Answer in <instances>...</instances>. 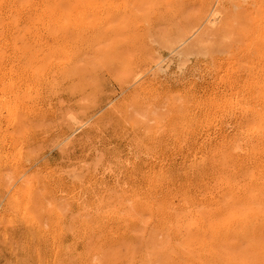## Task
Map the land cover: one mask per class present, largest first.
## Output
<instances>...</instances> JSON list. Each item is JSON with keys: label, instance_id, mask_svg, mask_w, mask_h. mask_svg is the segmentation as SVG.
Returning a JSON list of instances; mask_svg holds the SVG:
<instances>
[{"label": "rangeland", "instance_id": "374dc122", "mask_svg": "<svg viewBox=\"0 0 264 264\" xmlns=\"http://www.w3.org/2000/svg\"><path fill=\"white\" fill-rule=\"evenodd\" d=\"M181 1L187 8L197 2ZM254 2L211 0L212 9L222 11L215 26L197 7L176 17L163 4L138 22L143 36L129 76L109 62L115 36L87 33L66 45L72 79L18 82L20 90L31 83L38 90L22 101L18 125L0 118V264H96V242L106 236L107 213L119 207L120 194L140 192L152 178L163 188L191 182L204 198L197 184L209 185L212 169L222 166L219 144L246 157L242 116L259 90L239 92L248 72L240 56ZM27 5L39 2L19 3L20 30L36 14L24 10ZM39 42L52 48L57 41L44 33ZM25 68L19 64L16 71ZM228 98L231 106H225ZM210 100L221 109L207 120ZM202 157L204 170L193 172L191 160ZM134 255L130 264L148 261L141 249Z\"/></svg>", "mask_w": 264, "mask_h": 264}, {"label": "bare ground", "instance_id": "6f19581e", "mask_svg": "<svg viewBox=\"0 0 264 264\" xmlns=\"http://www.w3.org/2000/svg\"><path fill=\"white\" fill-rule=\"evenodd\" d=\"M22 1L25 0H0V118L4 117L9 125L20 123L22 101L31 99L33 90H38L32 83L20 90L18 82L27 77L38 84L47 76L52 82L73 78L74 63L66 46L70 39L87 33L96 39L115 36L109 62H118V70L129 76L135 47L143 36L138 22L153 10L166 4L170 5V12L181 17L191 15L197 7L206 13L209 25L215 26L222 19V11L213 10L211 0H195L193 6L188 3L189 8L181 0H37L39 6L24 8L36 14L27 28L20 30L17 16ZM116 1L119 5L114 6ZM254 8L253 18L242 32L244 45L240 56L247 60L248 72L246 84L239 92L259 90L257 95L249 96L248 109L242 116L246 123L241 136L247 138L249 146L247 155L243 151L246 157H238L218 143L222 166L212 169L209 185L197 184L204 190V198L196 193L191 182L163 188L160 180L152 178L145 180L142 191L120 194L119 207L107 213L111 226L106 236L96 242V264H130L137 249L148 256L145 264H264V5L256 0ZM249 9L253 8L245 10ZM137 11H142L139 16ZM44 33L56 39L54 47L40 44ZM19 64L26 68L16 71ZM231 75L227 82L233 89ZM232 98L225 100V106L232 105ZM209 108L207 120L214 115V108L221 109L213 100ZM202 158L191 160L193 172L204 170ZM224 165L234 168V172ZM158 236H162L161 240Z\"/></svg>", "mask_w": 264, "mask_h": 264}]
</instances>
